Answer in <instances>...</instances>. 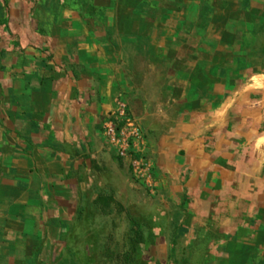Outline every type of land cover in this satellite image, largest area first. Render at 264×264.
<instances>
[{"label":"crops","instance_id":"0c3cea01","mask_svg":"<svg viewBox=\"0 0 264 264\" xmlns=\"http://www.w3.org/2000/svg\"><path fill=\"white\" fill-rule=\"evenodd\" d=\"M19 1L10 0L16 41H0L15 50L0 55V264H30L51 226L89 205L108 214L119 195L136 206L129 163L101 132L119 98L142 122L162 179L146 235L157 257L264 264V71L209 95L220 102L197 100L225 49L220 27L203 23L205 0H155L177 7L138 12L150 25L118 31L115 43L73 12V26L45 36ZM103 194L114 198L107 213Z\"/></svg>","mask_w":264,"mask_h":264},{"label":"rangeland","instance_id":"374dc122","mask_svg":"<svg viewBox=\"0 0 264 264\" xmlns=\"http://www.w3.org/2000/svg\"><path fill=\"white\" fill-rule=\"evenodd\" d=\"M203 4V23L220 27L219 40L225 49L222 65L213 67L212 80L198 83V93L203 97L197 100L220 102L224 97L209 95L222 87L234 90L253 71H264V0H205ZM18 7L20 15L30 12L36 31L45 36H57L62 28L73 26L67 16L73 12L89 26L98 28L103 41L115 43L124 28L150 25L139 18L138 12L177 7V4L155 0H20ZM14 9L10 0H5L0 9V41L5 48L16 41L10 24ZM14 51L0 50V55L11 57ZM131 52V49L125 51L130 55ZM51 56L54 54H47ZM128 175L134 184L128 199L135 202V207L126 206L125 199L119 195H114L117 203L108 214L89 205L80 219L69 220L66 226H51V237L31 250L34 257L30 264H120L125 259L124 253L131 249L132 240L137 248L133 264H176L157 257L156 237H146L156 196L149 195L134 181L131 170ZM2 237L4 233L0 232V241ZM19 263L22 264L15 261Z\"/></svg>","mask_w":264,"mask_h":264},{"label":"built area","instance_id":"2783aa9c","mask_svg":"<svg viewBox=\"0 0 264 264\" xmlns=\"http://www.w3.org/2000/svg\"><path fill=\"white\" fill-rule=\"evenodd\" d=\"M102 135L111 151L129 163L132 177L149 195L157 196L162 179L152 156L153 144L124 99H117L105 117Z\"/></svg>","mask_w":264,"mask_h":264},{"label":"trees","instance_id":"16d2710c","mask_svg":"<svg viewBox=\"0 0 264 264\" xmlns=\"http://www.w3.org/2000/svg\"><path fill=\"white\" fill-rule=\"evenodd\" d=\"M98 204L101 205V209L104 213H107L112 203L114 202V198L111 195H100L99 198L96 200ZM131 249L124 253V260L120 262V264H133L134 260V254L136 253V243L134 240L131 241Z\"/></svg>","mask_w":264,"mask_h":264}]
</instances>
